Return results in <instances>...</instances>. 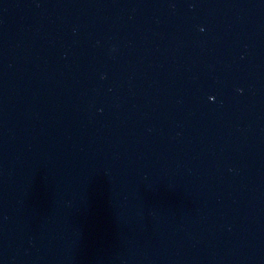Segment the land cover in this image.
<instances>
[{"label":"water","instance_id":"95a60500","mask_svg":"<svg viewBox=\"0 0 264 264\" xmlns=\"http://www.w3.org/2000/svg\"><path fill=\"white\" fill-rule=\"evenodd\" d=\"M0 264H264V0H0Z\"/></svg>","mask_w":264,"mask_h":264}]
</instances>
